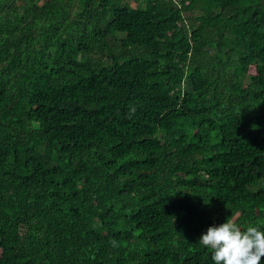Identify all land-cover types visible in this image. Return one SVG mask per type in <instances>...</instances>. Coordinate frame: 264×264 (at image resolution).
Masks as SVG:
<instances>
[{
    "label": "trees",
    "instance_id": "obj_1",
    "mask_svg": "<svg viewBox=\"0 0 264 264\" xmlns=\"http://www.w3.org/2000/svg\"><path fill=\"white\" fill-rule=\"evenodd\" d=\"M227 218L264 227V0H0V264H213Z\"/></svg>",
    "mask_w": 264,
    "mask_h": 264
},
{
    "label": "clouds",
    "instance_id": "obj_2",
    "mask_svg": "<svg viewBox=\"0 0 264 264\" xmlns=\"http://www.w3.org/2000/svg\"><path fill=\"white\" fill-rule=\"evenodd\" d=\"M198 244L211 250L213 264H261L264 260V227L241 228L227 218L201 233Z\"/></svg>",
    "mask_w": 264,
    "mask_h": 264
},
{
    "label": "rangeland",
    "instance_id": "obj_3",
    "mask_svg": "<svg viewBox=\"0 0 264 264\" xmlns=\"http://www.w3.org/2000/svg\"><path fill=\"white\" fill-rule=\"evenodd\" d=\"M254 69H255V67L253 66L252 69H251V72H254Z\"/></svg>",
    "mask_w": 264,
    "mask_h": 264
}]
</instances>
